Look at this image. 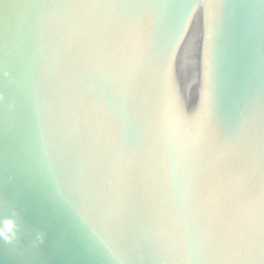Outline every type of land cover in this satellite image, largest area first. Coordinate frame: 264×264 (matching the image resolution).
<instances>
[{"label":"water","instance_id":"95a60500","mask_svg":"<svg viewBox=\"0 0 264 264\" xmlns=\"http://www.w3.org/2000/svg\"><path fill=\"white\" fill-rule=\"evenodd\" d=\"M0 264H264V0H0Z\"/></svg>","mask_w":264,"mask_h":264}]
</instances>
